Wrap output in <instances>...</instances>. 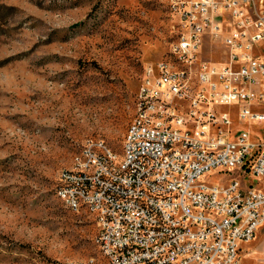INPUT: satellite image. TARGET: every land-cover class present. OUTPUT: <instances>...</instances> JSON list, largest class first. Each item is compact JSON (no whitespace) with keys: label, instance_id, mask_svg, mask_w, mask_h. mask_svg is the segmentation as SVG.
Listing matches in <instances>:
<instances>
[{"label":"built area","instance_id":"2783aa9c","mask_svg":"<svg viewBox=\"0 0 264 264\" xmlns=\"http://www.w3.org/2000/svg\"><path fill=\"white\" fill-rule=\"evenodd\" d=\"M167 3L174 37L142 67L121 165L84 139L54 189L101 224L103 264H240L264 223V0Z\"/></svg>","mask_w":264,"mask_h":264},{"label":"rangeland","instance_id":"374dc122","mask_svg":"<svg viewBox=\"0 0 264 264\" xmlns=\"http://www.w3.org/2000/svg\"><path fill=\"white\" fill-rule=\"evenodd\" d=\"M172 27L167 0H0V264H103L91 216L55 179L84 139L121 153L142 67ZM263 251L264 223L240 264Z\"/></svg>","mask_w":264,"mask_h":264},{"label":"bare ground","instance_id":"6f19581e","mask_svg":"<svg viewBox=\"0 0 264 264\" xmlns=\"http://www.w3.org/2000/svg\"><path fill=\"white\" fill-rule=\"evenodd\" d=\"M170 12L173 14V6H169ZM172 64H181V57L180 55H172ZM97 145L99 147H105L106 152H111V155L114 159V165H121L122 163V148L121 153H117L114 150H112L105 142L101 139H97ZM74 155H81V147L78 148V150L74 153ZM60 177V173L58 175ZM74 193L77 195V198H84V189L82 185H74ZM56 196L63 202V204L71 209H74V200L70 199L68 195H61L60 190L55 189ZM96 225V234L101 233V224H94ZM96 242V240H93ZM98 245V244H97ZM99 250L101 254L103 255V247H99ZM93 260V258H92ZM92 260H86V261H92ZM77 262V261H73ZM85 264V261L83 262Z\"/></svg>","mask_w":264,"mask_h":264}]
</instances>
